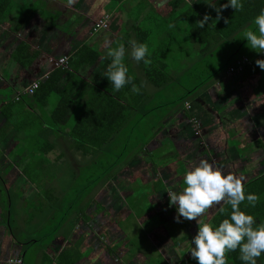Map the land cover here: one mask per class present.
I'll list each match as a JSON object with an SVG mask.
<instances>
[{"label": "trees", "instance_id": "1", "mask_svg": "<svg viewBox=\"0 0 264 264\" xmlns=\"http://www.w3.org/2000/svg\"><path fill=\"white\" fill-rule=\"evenodd\" d=\"M134 1L136 2L139 0H100V4H96L98 5L96 10L103 18L109 20L110 17L105 13L112 9L115 14H120L121 17L124 14L127 21L130 22L131 12H137L136 16H138L144 8V6H138L136 9L130 7ZM158 1L161 3L165 2V0ZM6 3H8V0H0V7H3ZM27 3L28 0L19 1V4ZM241 3L243 4L241 11H235L234 9L232 11L229 10L227 14L228 21L226 24L227 31H221L219 36L222 38H220V40H217L216 36L213 34L212 37H210L208 35L209 32L206 33L203 28L196 25L198 33L194 31L196 38L192 41L193 46L192 48L190 47L188 59L180 52L176 50L174 52L171 48L170 38L172 36L170 33H165L166 25H169L166 18L162 17L164 19L163 24H166L164 31L158 32L155 29V27L159 24L160 18L158 19V16L154 14V9L149 12L147 17L143 18L148 26L143 25L141 22H137L134 26L133 34L127 35V33L124 32V37L121 39H115L114 44L111 47H116L121 43L124 45L126 50L124 63L129 70L128 75L133 78V83L140 87V92L138 94L132 92L131 84L124 86L119 91H115L113 89L111 82H109L105 77L107 67L111 63V59L107 57L108 48H105L103 54L101 55L103 64L94 72L95 75L92 77L93 82L95 79L101 78L97 84L100 85L102 89L98 90L95 83V86H90V89L91 91L96 92L93 98L98 100L99 111L97 113L99 114L108 113L107 101H101V98H107L109 96L108 93L112 94V99L108 97V101L110 103L111 100L113 101L111 106L119 114V116H121V119L111 123L109 126L112 131L115 128H118L115 132V141L119 144V146H117L118 151L113 148L112 152H88V160H90L91 157L92 159H95L94 157H98L99 154L104 153L108 155V159L112 158L113 161L122 160L124 165H132L138 161V154L143 152L146 154L147 163L150 164L151 171L153 172H155L159 166H167L173 162L175 167L172 169V172L177 177L175 186L178 188L177 191H180L183 188V176L187 171L185 169L186 163L183 161V158L181 159L179 154L180 150L177 149L176 146L178 145L180 147V145L170 138L173 133V129L175 130L179 128L180 137L184 141H193V139H195L196 143L197 138L201 144L202 141H200V138L198 137L199 133L197 130L191 128L192 124L198 121L193 118V110H191V108L184 109L182 103L186 100L190 101L191 98L202 93L215 81L220 85L219 88L222 92L230 93L225 90L224 85L220 84V79L221 77H229L232 75L233 77L231 80L233 84L238 85L245 83L246 86L251 83L249 79L256 77L255 79L257 80L254 91H257V93H255L259 95L264 92V70L260 69L255 64L256 60L264 58H262L260 53L255 50L251 49L246 53L243 51L244 44L247 42L243 37V32L246 29L254 31L257 30L256 26L253 24V20L257 15H259L260 10L264 8V0H259V3L255 0H241ZM176 11L177 10L173 8L168 10L167 14L171 15ZM22 13L24 14L25 11ZM151 16H154L153 21L149 19ZM122 29H124V23L121 25V32ZM231 36H234L235 38L227 40V38ZM207 38H211L213 40L212 47L203 51V48L209 43ZM132 40H135L137 43L147 45L149 55L146 58L151 60L150 64L145 65L143 61L137 63L131 58L130 41ZM17 48V50L15 49L9 54L11 56L10 59L14 61L21 59L20 57H22L24 52L26 60L29 61L30 57L26 54V48L22 45V43ZM21 49L23 52H20ZM229 52L231 59L228 62L226 60L221 61L220 59H214L212 61L214 56H217V58L218 56H228ZM92 53L95 57L93 56L86 62L83 61L80 63L83 73L91 72L96 65L98 54L96 51H93ZM193 53L194 57H192ZM190 60L193 61L192 65ZM212 62L214 64H218V67L213 65ZM237 63L241 66L238 72H236ZM231 65H233L231 68H227ZM7 67L8 65L3 68L6 70ZM53 67L56 66L53 65ZM67 67L69 68V63L66 59V67L61 69L63 70L61 72H64L65 70L67 71ZM197 68L199 73H207V76L202 80H197L200 79V76H196ZM52 74L53 75H50L47 79L41 82L43 83L42 86H45L46 83H51L55 86L60 85L58 83V75L56 76V72L53 71ZM0 76H3L1 71ZM33 80L34 79L29 80V82H32ZM106 82L108 84H106ZM0 88V121L2 122L0 126V133H2L3 136L4 133H6L4 131H9L11 128H13L16 133L20 130L26 129L28 133L23 138L30 141L29 139L31 137L29 136V125L33 124L34 121L33 119L28 120L27 113L22 115L17 109H15V105L18 102H27L29 97L22 95L21 97L18 96V99L16 100V94L19 92L17 93L14 90L17 89L13 88L12 91V88H5L2 81H0ZM229 89L233 88L229 87ZM248 91L250 90L248 89ZM250 92L253 94L252 91ZM11 96L14 100L12 103ZM42 97L44 98V93ZM89 102H84L81 105L86 107ZM216 109L217 108L214 110ZM88 117H92V115L89 113ZM188 120L192 121L187 123ZM88 121L91 123V119ZM255 122L258 121L256 120ZM42 123V121H39L36 125L41 126ZM99 123L101 124V128L106 127L107 123L103 118L99 120ZM189 123H191V126ZM224 125H226V122ZM198 128H204V126L198 125ZM203 130H205V133L207 132L205 128L200 131L203 132ZM183 132L185 133L184 136L181 135ZM225 134L226 140L229 139V134L227 132ZM159 136L164 137L163 142L161 143L162 145L155 148L153 146L154 141H156V138ZM216 137L218 136L216 135ZM43 140L44 136L42 134L35 136L33 141L36 145L33 152L23 153V155L27 157L33 155L36 156V168H31L30 165L29 169H24V175L36 177L34 194L42 200V205L40 203H38V207L37 203L34 205V201L29 198L30 196L18 197L20 198V203H23V208L20 210V214L22 211L25 215V225L33 223L36 219L34 227L29 229L28 226H25L24 232L21 233L19 237H16V232H14L13 229L14 217L11 213L13 210V203L11 200L14 198L9 197L7 202L5 195L0 198V200L2 199V209L0 210V218L2 220L0 219V229L6 228V230L10 233H8V238L13 241L17 248L16 255L13 257L20 258L22 264H76L79 261L76 260L78 258L76 249L79 245L83 244V241L86 238L87 230L93 229L94 224L100 226L101 221L98 215H102L105 210L110 209L112 211L110 213L112 216L111 219L115 217L112 222L115 223L119 218L118 214H120V212L118 213V211L124 207L128 199H116L106 202L97 200V194L101 191L100 189L105 186V182L110 179L115 182L113 189H124L126 186L124 184L126 183V180L118 179L120 170L117 174L109 179H106L104 182L99 181L100 178L98 180L93 178L86 180L84 183H80L79 180L74 181L76 171L78 169H68V165H66L63 167V170L65 169L64 176L58 181V165L53 164L52 166L51 163L48 162V158L46 157L48 154L45 153ZM83 140L84 139L80 138L79 143H88L87 138L86 140ZM258 141L261 144L260 148H262L264 141ZM90 142H98V138L97 141L93 140ZM229 142V145L232 147L235 146V142L233 143L232 139H230ZM251 150L252 149L249 148V151ZM97 153L98 155H96ZM200 153L201 156H203V159H207L208 161L211 160L210 158H213L214 160L218 159L215 151H213L212 156H208L204 150ZM238 153L246 152L244 149H241L236 152V155H239ZM65 155L66 154H63L62 159ZM11 156L10 160L15 161L18 157L22 160L21 154H11ZM50 157L52 158L53 163L60 161V153L51 154ZM144 158L145 157H143V159ZM189 161L187 162L190 166V170L194 164L191 162V158ZM244 161L245 164L237 166H235L233 162L229 161L231 162L229 165L224 168H219L225 175L231 173L241 178L246 195L256 194L259 197L255 207L250 206L247 200H245L241 203L240 209L246 214L252 215L258 225L264 224V155L259 161L260 167H263V169L261 172L258 171L255 175L251 176L249 179L247 173L248 170L245 172L247 159ZM105 164L100 165L97 168L88 166L87 168L91 167L93 170L88 171L87 168L85 170L87 173L97 170H101L102 173L108 172L111 166L106 167ZM92 165H94V163ZM3 166H12V164H4L2 167ZM228 166L231 170H227ZM252 169L250 168L249 171ZM1 175L2 174H0V178ZM40 175H44L43 178L45 179L39 181L38 176ZM67 177L72 181L65 182L62 180ZM139 186L145 187L143 189L144 192H142L145 207L138 208V212L155 207V204H150L146 201L147 195L151 196L158 193L159 196L157 198V203L160 204L161 195L166 194L165 187L160 178L155 180L150 179L149 182ZM17 190L18 186L15 187V193ZM19 193H21V191ZM8 196L12 195L8 194ZM220 208H223L225 211L221 213ZM211 211L214 212L208 218V223L213 227H217L223 219L229 218L231 207L226 203H221L218 206H214V209L208 210L207 213H211ZM35 213L37 215H34ZM95 218L99 219V223H96ZM180 220L185 221L183 218H180ZM174 222L176 225L177 222L175 220ZM184 224L188 226V222L185 221L183 224L178 226V228H183ZM80 228L84 229L80 230ZM183 229L186 230L188 228ZM76 234L78 236H76ZM74 235L76 236V239L72 243H66L61 246L60 242H58V240L69 241V239L73 238ZM186 235L187 239L189 238L191 241L193 237H191L188 233H186ZM136 243L137 249L144 251V249L139 246L140 243L138 240H136ZM47 245L56 249V252L53 255L46 251L45 247ZM226 256L227 264H244V262L239 259L238 250L228 252L226 253ZM140 263L160 264V260L129 261V264ZM180 264H197V261L192 258L191 260H184ZM257 264H264V253H262L257 259Z\"/></svg>", "mask_w": 264, "mask_h": 264}, {"label": "crops", "instance_id": "2", "mask_svg": "<svg viewBox=\"0 0 264 264\" xmlns=\"http://www.w3.org/2000/svg\"><path fill=\"white\" fill-rule=\"evenodd\" d=\"M19 1L20 0H8V3L0 7V71L3 74V76H0V81L3 82L5 88H12V91L13 88L17 89L18 91L14 90L17 93L20 92L22 88L32 83H36L37 87L32 94L24 95L29 97L27 102L21 101L15 105V109L22 115L27 112L24 109L26 107L25 105L30 107L27 112L28 120L33 119L34 121L33 124L29 125L30 141L23 138L28 133L26 129L16 133L14 129L11 128L9 131H4L6 133H4L3 136L2 133H0V154L2 153L0 161L2 160V165L12 164V166L6 167H2L0 164V174H2L0 184L3 186L0 189V198L6 195L5 199L7 202L9 197L15 199L23 196H31L35 193V189L29 190V187L31 185L34 186L36 177L24 175V169H29L30 165L31 168H36V156L27 157L23 155L25 152H33L36 145L33 141L35 136L41 134L44 136L45 153L49 155L50 159L48 162L51 163L52 166L53 164L58 165V168L66 166V163L62 161L63 154L77 153L88 156V152H112L113 148L118 151L117 146H119V144L115 141V132L118 128L112 131L109 125L121 119V116L112 108L111 105L113 101L111 100V103L108 101V97L112 99V94L108 93L109 96L107 98H101V101H107L108 113L99 114L97 113L99 111L98 100L93 98L96 92L90 89V86L94 85V83L98 90L102 89L101 86L97 84L101 78L95 79L93 82L92 77L95 75L94 72L103 64L101 55L105 48L112 46L115 39L124 37V32H126L127 35L133 34L136 23L141 22L143 18L147 17L149 12L154 9V14L161 20H159V24L155 29L158 32L164 31L166 24H163L164 19L162 17L166 18L169 25H166L165 33H170L172 36L170 38L171 48L174 52L176 50L188 59L190 47L192 48L193 46L192 41L196 38L194 31L198 33L196 28V25H198L197 22L202 20L204 15L207 14L210 19L205 23L203 29L206 33L209 32L208 35L210 37H212L213 34L216 36L217 40H220V38H222L219 36L221 31H227V23H225L226 20L228 21L227 14L229 10H233L231 7L222 9L219 14L220 18L217 19V12L212 6L219 8L221 4L228 3V0H165L164 3L158 0H139L136 2L134 1L130 7L136 9L138 6H144L143 10L140 9L141 12L138 16H136L137 12L134 11L135 16L133 18L130 17V22H128L124 14L121 17L120 14H115L112 9L105 13L110 19L106 20L103 18L96 10V8H98L96 4H100V0H93L92 4L89 5L87 1L90 2V0H76V2L70 6L65 0H28V4L34 6V8L26 10L24 14H19L18 12L17 6ZM255 1L259 3V0ZM86 7L89 9L88 11H85ZM173 8L177 11L171 15L167 14L168 10ZM12 9L14 10L12 11ZM153 18L154 16H151L149 19L153 21ZM99 20L103 21L104 27L93 30L95 22ZM123 23L124 29H122L121 32L120 29ZM207 39L209 43L203 48V51L212 47L213 40L211 38ZM21 43L26 48V54L30 57V60H26L22 49L20 50V52H23L22 57H20L21 59L15 61L11 60L9 54L12 53L13 50H17V47H19ZM93 51H96L98 54L96 65L91 72L83 73L80 63L83 61L86 62L89 58H92L94 56L92 53ZM260 55L264 56V53H260ZM61 57L66 58L69 63V68L67 67V71L65 70L64 72H61L63 68H56L51 64L53 59L56 60ZM192 57H194V53ZM190 63L192 65L193 61L190 60ZM7 65L8 67L5 70L3 67ZM53 71L56 72V76L58 75V83L60 85L55 86L51 83H46L45 86H42L43 83L41 82L50 75H53ZM236 72H238V70ZM32 79L34 80L29 82V80ZM106 84L108 83L106 82ZM43 93L44 98L42 97ZM21 96L22 95H19V97ZM251 96H253V94ZM12 102H14L13 97L11 103ZM84 102H89L86 107L81 105ZM186 102L192 104L191 102H193V100L191 98L190 101H184L182 103L183 108ZM89 113L92 117H88ZM208 117H211V115H208ZM101 118L107 123L104 128H101V124L99 123ZM89 119H91V123H89ZM39 121L43 122L41 126L36 125ZM257 121L260 122L259 120ZM1 124L2 122L0 121V126ZM229 124L230 121L226 122L227 127ZM246 125L247 123H245V127ZM262 128L263 125L258 127V129ZM197 129L199 133L200 130L199 128ZM205 129L207 130V127ZM226 132L228 133V131H225V133ZM203 134H205V130H203ZM181 135L184 136L185 133L183 132ZM159 137L164 138L163 136ZM247 137L241 127L239 135L234 134L227 139V141L232 139L233 143L235 142V146L232 147L229 145L230 142L226 141L225 134L222 143L223 147L220 146L219 149L215 150L216 153L218 150H221V153L224 152L223 155H219V157L223 156V158H219V160L223 159V163L217 166L218 168H224L230 164L227 159V150H229V146L233 148L234 155L236 156L235 148L242 147L241 149H243L246 146L245 142H250ZM80 138L84 140L87 138L88 143L86 144L85 142L84 144H80ZM97 138L98 142H90L93 140L97 141ZM170 138L180 145L179 147L175 144L177 149L180 150L179 154L181 159L183 158V161L186 163L185 169L188 170L190 168L187 162L190 158L192 159L191 162L194 164L192 166H195V139H193V141L182 140L179 128L173 129ZM245 139H247V141ZM220 140L221 139L218 141L220 142ZM258 140L261 141L259 137L253 138L255 145L250 147L252 149L251 151H249V149L245 151L246 157L257 150H264V145L260 148L261 144ZM162 142L163 140L159 143V146L162 145ZM215 145L217 147V144ZM190 152L191 156L189 155ZM55 153H60V161L53 163L50 155ZM98 153L96 155H98ZM9 154H21L22 160H20L19 157V160L17 159L15 161L7 159ZM25 159L29 161H24ZM209 162L213 163L212 160H209ZM127 166L130 167L131 165H123L121 169ZM166 168H169L168 165L159 166L161 170H166ZM227 170H231V168L228 166ZM253 175H249L248 179ZM4 176H8L10 182H8L7 179L4 182ZM42 179L44 180L45 178ZM160 179L165 187V180L161 177ZM130 180L141 183L140 185L145 184L138 178H133L132 174H130ZM126 183H124L126 185L124 189H113L115 182L110 179L105 182V187L109 185L108 190H110L109 192L111 194L109 192L103 194L107 195L109 199L105 197L100 198L101 194L97 196V199L102 201L116 199L126 200L134 191L133 189L130 190ZM130 184L135 185L132 183ZM16 186L20 188L16 193H13L12 190ZM20 191L21 193H19ZM8 194L12 196H8ZM166 194H162L161 198ZM158 196V193L151 196L147 195L146 201L150 204H155V207L152 208L153 212H159V216H161L163 213L165 214V211L162 212V210L159 209H162L165 203L161 205L151 201L157 200ZM1 202L2 199L0 200V210L2 209ZM152 209L148 208V210ZM131 210L132 209H126L125 206L122 207L118 211V213L120 212L118 215L119 218L122 216L123 212ZM145 210L146 209L142 212L144 213ZM111 212L110 209H107L104 211L103 215H98V217L102 216L108 218ZM131 215L132 214H129V216ZM145 220H147V218ZM172 221L174 224V220ZM107 223L108 225L100 228L99 231L98 228L100 226H93V229L87 230L86 238L82 245L90 246L91 249L87 255H84L83 252L78 251L79 247L82 246L79 245L77 247L78 258L76 259L79 261L76 264H82L84 261L90 264H98L95 260H100V256H102L103 259L104 256H108L111 260H114V264H129L130 260L159 259H161L160 264H180L184 260L192 259L188 252L191 247V242L189 246L184 249V255L182 256L175 255L173 251L166 247L169 242L165 243L164 241L159 242L152 250H147V248H145L144 251L140 250L133 253L131 251V245L120 229V226H116L111 222V225H109L108 220ZM178 230L185 232L187 229L184 230L181 227L178 228ZM187 231L189 232V230ZM187 231L185 234L188 233ZM0 233V264H2L3 260L14 258L13 256L16 255L17 248L13 241L8 238L9 232L6 228L0 229ZM154 233L155 232H151L148 236L154 235ZM163 234L165 235L166 233L163 231ZM188 234H190V232ZM159 238H161L160 232ZM149 240L150 242H154L152 237H149ZM187 240L190 241L189 238ZM161 246L164 247L161 248ZM153 251V255H150ZM148 255L155 257L152 259L145 258V256Z\"/></svg>", "mask_w": 264, "mask_h": 264}, {"label": "rangeland", "instance_id": "3", "mask_svg": "<svg viewBox=\"0 0 264 264\" xmlns=\"http://www.w3.org/2000/svg\"><path fill=\"white\" fill-rule=\"evenodd\" d=\"M93 0L87 1L88 5L92 4ZM19 14H21L23 11L29 10L34 8V6H31L30 4H18L17 6ZM14 9H12L13 11ZM89 9L86 7L85 11H88ZM166 11V10H164ZM135 16V13L132 12L130 14V17L133 18ZM141 23L143 25H147L146 21L142 20ZM235 38L234 36H231L228 39ZM251 49L247 46V42L244 44L243 51L244 53L249 52ZM192 59V58H191ZM214 59H220L221 61H229L230 58V52L228 53V56H214L212 58V61ZM54 60V59H53ZM53 60L51 62H53ZM213 65L218 67V64ZM234 65V64H233ZM233 65L228 66L227 68H231ZM240 65L237 63V70L240 69ZM226 68V69H227ZM176 71V70H174ZM196 76H200V79L197 80H202L207 76V73H199L198 68L196 72ZM232 76L229 77H221L220 79V84L225 86V90L229 91L228 92H222L221 89L219 88L220 85L215 81L213 84H210L202 93H200L197 96H194L192 98L193 102L190 104V107H185L184 109H189L192 108L193 110V118L198 120V124L193 123L191 128L194 130L198 131V125L199 126H204L205 128L207 127V132L203 134V132H199L198 137L200 138V141H202V144L198 141V138L196 140V145L194 147V160L196 162V165L199 163V160L203 158L201 156L200 151L205 150L208 156L213 155V151L217 150L220 146H222L223 143V138L225 136V131H228L229 136H232L234 134L239 135V130L242 127V131L245 132L246 137L250 140L249 143L245 142L246 146L243 148L244 151L248 150L252 145H255L253 142V138H260L262 141H264V92L262 94H256L257 91H254V87H256V80L255 78L249 79L251 83H249L247 86L245 83L235 85L233 84L231 78ZM229 87L233 89H229ZM253 92L252 93L250 91ZM256 92V93H255ZM254 103V104H253ZM26 107L24 108L27 112L28 109H30L29 106L25 105ZM217 108L216 110H214ZM220 108V109H219ZM26 112V113H27ZM28 114V113H27ZM208 115H211V117H208ZM238 115V116H237ZM237 116V117H236ZM256 120H259L260 122H255ZM192 120H188L190 122ZM230 124L227 127V125H224L225 122H229ZM245 123H247L245 127ZM262 129H258L259 126H262ZM204 128H200L199 130H202ZM261 134H260V133ZM216 135L218 137H216ZM238 138V137H237ZM219 139L220 142L218 141ZM163 140L162 137H157L156 141H154V147L157 148L159 146V143ZM247 141V139H245ZM244 140V141H245ZM227 141V140H226ZM229 142V141H227ZM217 144V147L216 145ZM201 145V146H200ZM202 148V149H201ZM242 147L235 148L236 152L241 150ZM210 149V150H208ZM233 148L229 146L228 152V160L233 162L235 166L237 165H242L245 164L244 160L247 159V167L245 168V172L248 170V176L253 175L257 173L258 171L261 172L263 167H260L259 161L263 157L264 150H257L254 153H250L246 157V153H238L239 155H234ZM262 152V153H261ZM224 152L221 153V150L217 151V156L218 159L214 161L213 158H210L213 161L214 167L220 166L223 163V159L219 160V155H223ZM2 153L0 154V156ZM191 156V152L189 154ZM11 154L7 156V159H10ZM49 159V155L46 156ZM67 157V158H66ZM143 157H145L143 159ZM95 159H90L88 160V156L83 155V154H77V153H68L65 155V157L62 159L68 165V169H75L77 168L78 170L76 171V176L74 181L79 180L80 183H84L88 179H99V181L104 182L106 179L111 178L115 174H117L120 170V173L118 175L119 180H126V184H128L129 189H133V193L131 196L128 197L127 203H125L126 209H132L131 211H125L123 212L122 216L116 220L115 223L114 218L111 219V214H109V217H102L100 216V227L98 228V231L100 228H103L108 225L107 220L109 222V225L115 224L116 226H120V229L124 233V235L127 237V240L131 244V251L133 253L140 251L137 249V243L136 240L140 243L139 246H141L144 250L147 248V250H152L155 245H158L159 242L164 241L165 243L169 242V244L166 246L169 250L173 251L175 255L182 256L184 255V249L189 246L190 241L187 240V235L185 232H182L178 230V226L183 224L185 221L188 222V226L184 224L183 228H188L190 234L192 237L195 236L198 230V225L196 221H181L177 222L176 225L173 224L174 217L177 215L176 213V208L175 206H170L169 205V197L168 194L162 196L160 204H164L162 207V210L165 211V214L163 213L161 216H159V212H153L152 210L146 209L145 212H138V208H143L145 207V201H144V196L142 195L143 189L145 188L144 186H139L141 183L135 182L133 180H130V174H132L133 178H138L141 182L146 183L149 182L150 179H157V178H163L165 181V189L168 191L169 189L173 191H177L178 188L175 186V182L177 181V177L173 174L172 169L174 168L173 162L168 165L170 168H166V170H161V169H156L155 172L151 171L150 164L147 163V158L146 154L141 152L138 154L137 159L138 161L136 163H133L130 167H123V161L122 160H115L113 161L112 158L108 159V155L101 153L99 156L94 157ZM210 160V161H211ZM225 160V159H224ZM24 161H29L25 159ZM229 162V163H231ZM94 163V165H92ZM106 163V164H105ZM225 163V162H224ZM0 164L2 165V160L0 161ZM105 164L106 167H110V170L108 172H103L101 170H97L94 172L87 173L86 168L87 166H93L94 168H97L100 165ZM258 166V167H255ZM252 169L249 171V169ZM88 171L93 170L91 167L87 168ZM189 170V169H188ZM65 169L59 168L57 174H58V181L63 178ZM225 171V170H224ZM167 174V175H166ZM4 176V182L7 179L8 182H10L9 177ZM44 175L38 176V180H42ZM65 182H71L72 180L68 179H62ZM28 181V180H27ZM56 181V182H58ZM170 181V182H169ZM14 182V181H13ZM49 182V181H48ZM55 182V183H56ZM135 184L131 185L130 183ZM11 184V183H10ZM3 186L0 184V189ZM20 187H18L19 189ZM34 186H30L29 190H33ZM109 185L107 187L103 186L100 190V192L97 194V196L105 197L106 199H109L106 194V192H109L108 190ZM13 193H15V188L12 190ZM94 191V190H93ZM96 196V199H97ZM29 198H31L34 201V205L37 203H40L42 205V200L38 198L36 194H32ZM99 200V199H97ZM154 202H158L157 200H151ZM11 202L13 203V210H12V215L14 217L13 221V229L16 237H19L21 233L24 232L25 226H28V228L32 229L34 227V223L36 222V219L33 223H29L28 225H25V215L20 210L23 208V203H20L19 198L12 199ZM106 202H109V200H106ZM160 208V207H159ZM214 209V207L212 208ZM214 211L206 212L205 215L200 217V219L204 220L205 222L208 223V218L213 214ZM20 214V215H19ZM104 213H102L103 215ZM127 214V215H124ZM129 214H132L129 216ZM34 215H37L36 213ZM119 215V214H118ZM171 215V216H170ZM19 216V217H18ZM17 217V218H16ZM147 218V220H145ZM182 218V217H181ZM1 219V218H0ZM99 219L95 218L96 223H99ZM2 220V219H1ZM94 226H97L94 224ZM84 229V228H83ZM80 228V230H83ZM16 230V231H15ZM186 230V231H187ZM78 231V229H77ZM163 231L166 233L165 235L163 234ZM155 232L154 235L148 236L149 233ZM159 232L161 234V238H159ZM188 232V231H187ZM188 232V233H189ZM76 236H78L76 234ZM76 236L74 235L73 238H70L69 241H61L60 245L63 246V244L66 243H72L76 239ZM1 237V233H0ZM149 237H152L154 242H150ZM166 245V244H165ZM164 246H161L163 248ZM90 246H85L82 245L79 247L78 251L83 252L84 255H87L88 252H90ZM46 250L50 252L51 255H53L56 252V249L53 248L50 245L46 246ZM77 250V249H76ZM154 251L151 252L150 255H153ZM145 256L147 259H152L155 256ZM118 259L117 257H115ZM161 260V259H159ZM5 261V260H3ZM2 261V264H3ZM138 261V260H137ZM167 261H172V260H167ZM98 264H114V260H111L108 256H104V259L102 256H100V260H95ZM156 263V262H155ZM82 264H90L88 262H83Z\"/></svg>", "mask_w": 264, "mask_h": 264}, {"label": "clouds", "instance_id": "4", "mask_svg": "<svg viewBox=\"0 0 264 264\" xmlns=\"http://www.w3.org/2000/svg\"><path fill=\"white\" fill-rule=\"evenodd\" d=\"M75 2L76 0H67L69 6ZM212 7L219 19L222 9L231 7L235 11H241L243 4L241 0H228V3L221 4L219 8ZM209 19L205 14L197 23L203 28ZM253 24L257 30L246 29L243 37L250 49L264 53V8L254 18ZM130 45V56L134 61H143L145 65L151 63V60L146 58L149 55L147 45L135 40L130 41ZM125 53L122 43L116 47H108L107 57L111 59V63L107 67L105 77L115 91L131 84L132 92L138 94L140 87L133 83V78L128 75L129 70L124 63ZM255 64L264 70V59L256 60ZM185 107H190V104L186 102ZM183 185L180 191L169 189L166 192L169 205L176 208V222H181V217L198 222V231L190 241L191 247L188 251L191 258L195 259L197 264H227L226 253L238 250L239 259L244 264H257V259L264 253V224L258 225L252 215L240 209V205L247 200L250 206L255 207L259 197L256 194L246 195L241 178L231 173L225 175L220 168L214 167L203 158L185 172ZM221 203L230 205L229 218L223 219L217 227L200 219L208 210ZM224 211L220 208L221 213ZM8 264H22V261L15 257L10 259Z\"/></svg>", "mask_w": 264, "mask_h": 264}, {"label": "built area", "instance_id": "5", "mask_svg": "<svg viewBox=\"0 0 264 264\" xmlns=\"http://www.w3.org/2000/svg\"><path fill=\"white\" fill-rule=\"evenodd\" d=\"M101 27H104V23H103L102 20H99V21L95 22L94 27H93V30L94 29H97V28H101ZM52 64L54 66H56V67L65 68L66 67V58L61 57V58H58L56 60H53ZM36 87H37V84L36 83H32L31 85H29V86H27L25 88H22L20 90V92L18 94H16L15 99L17 100L19 95H30V94H32L33 91L36 89ZM9 260L10 259L5 260L3 262V264H8V261Z\"/></svg>", "mask_w": 264, "mask_h": 264}]
</instances>
